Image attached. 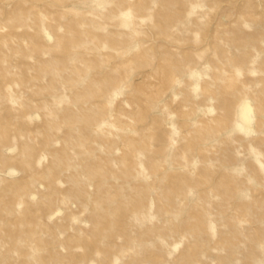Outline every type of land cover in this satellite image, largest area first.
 <instances>
[{
  "label": "rangeland",
  "instance_id": "obj_1",
  "mask_svg": "<svg viewBox=\"0 0 264 264\" xmlns=\"http://www.w3.org/2000/svg\"><path fill=\"white\" fill-rule=\"evenodd\" d=\"M0 264H264V0H0Z\"/></svg>",
  "mask_w": 264,
  "mask_h": 264
},
{
  "label": "bare ground",
  "instance_id": "obj_2",
  "mask_svg": "<svg viewBox=\"0 0 264 264\" xmlns=\"http://www.w3.org/2000/svg\"><path fill=\"white\" fill-rule=\"evenodd\" d=\"M240 118L247 125L250 124L254 118V112L249 103L245 102L240 109Z\"/></svg>",
  "mask_w": 264,
  "mask_h": 264
}]
</instances>
